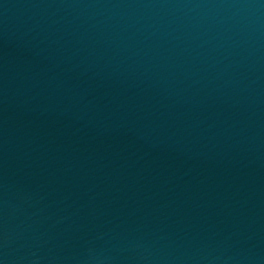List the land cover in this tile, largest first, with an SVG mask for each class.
I'll return each instance as SVG.
<instances>
[{
	"label": "water",
	"instance_id": "95a60500",
	"mask_svg": "<svg viewBox=\"0 0 264 264\" xmlns=\"http://www.w3.org/2000/svg\"><path fill=\"white\" fill-rule=\"evenodd\" d=\"M0 264H264V0H0Z\"/></svg>",
	"mask_w": 264,
	"mask_h": 264
}]
</instances>
